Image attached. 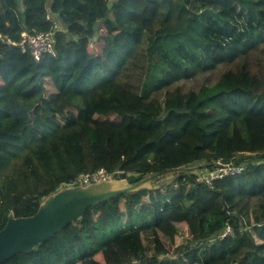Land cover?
<instances>
[{
  "label": "trees",
  "instance_id": "trees-1",
  "mask_svg": "<svg viewBox=\"0 0 264 264\" xmlns=\"http://www.w3.org/2000/svg\"><path fill=\"white\" fill-rule=\"evenodd\" d=\"M48 11L63 27L54 56L3 42L49 30ZM2 121L13 134L0 132V154L40 149L44 180L0 196V230L99 168L245 164L211 188L196 181L203 169L156 178L2 264H264V0H0Z\"/></svg>",
  "mask_w": 264,
  "mask_h": 264
},
{
  "label": "water",
  "instance_id": "water-1",
  "mask_svg": "<svg viewBox=\"0 0 264 264\" xmlns=\"http://www.w3.org/2000/svg\"><path fill=\"white\" fill-rule=\"evenodd\" d=\"M206 167V164H191L146 177L141 172H118L110 180L64 186L48 195L33 215L14 217L9 213L0 230V264L15 255L31 252L36 245L61 232L91 207L123 194L150 190L156 178L170 179L174 175L197 172Z\"/></svg>",
  "mask_w": 264,
  "mask_h": 264
},
{
  "label": "built area",
  "instance_id": "built-area-1",
  "mask_svg": "<svg viewBox=\"0 0 264 264\" xmlns=\"http://www.w3.org/2000/svg\"><path fill=\"white\" fill-rule=\"evenodd\" d=\"M45 19L50 24L49 30L36 31L35 29H22L18 40L6 38L3 42L9 45L10 48H17L21 55H28L29 58L34 61L40 60V58L45 55L54 56L55 33L63 30V27L61 26L59 20L52 15L50 11L45 14ZM244 169L245 164H219L214 168V170L208 171V173L210 172L209 174L201 172L197 174L196 181L199 183H205L211 188L214 180L221 179L224 176H234L241 173ZM199 178H202L203 180H199ZM110 179H112V174L102 168H99L93 172L82 173L79 176L68 180L64 186H72L74 183L86 185ZM226 235H233V230L230 226H226L223 233L218 236V239L221 240Z\"/></svg>",
  "mask_w": 264,
  "mask_h": 264
},
{
  "label": "rangeland",
  "instance_id": "rangeland-1",
  "mask_svg": "<svg viewBox=\"0 0 264 264\" xmlns=\"http://www.w3.org/2000/svg\"><path fill=\"white\" fill-rule=\"evenodd\" d=\"M18 58V57H16ZM15 60H12L14 62ZM24 68L20 65L15 71L14 74H20ZM218 74L214 73L213 78H217ZM202 82V79L199 80ZM79 84V81H75L72 84ZM123 111V110H122ZM117 112H110L107 118H99V120H109L114 121V118L117 117ZM115 119V120H116ZM8 131L13 134V125L9 121L0 122V132ZM4 140V144L1 147L6 150L7 146H10L12 136L1 135ZM107 144L110 143L109 139L106 141ZM2 153V151H0ZM18 151L14 155L4 156L0 154V196L6 198L11 194L19 193H32L37 190L38 185L44 180V177L37 170V156L40 153V149H35L31 153L22 152L18 155ZM258 153H245L244 156H251ZM262 154V153H259ZM264 154V152H263ZM17 156V157H15ZM15 157V158H13ZM13 158V159H12ZM201 173L209 174L207 170L200 171ZM197 178V177H195ZM199 180H203L199 178ZM108 232L111 235V228L108 227Z\"/></svg>",
  "mask_w": 264,
  "mask_h": 264
}]
</instances>
